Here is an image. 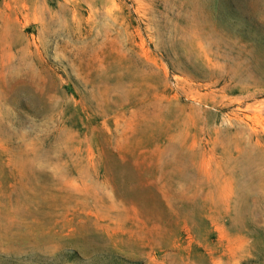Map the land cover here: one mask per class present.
Wrapping results in <instances>:
<instances>
[{
	"label": "rangeland",
	"instance_id": "obj_1",
	"mask_svg": "<svg viewBox=\"0 0 264 264\" xmlns=\"http://www.w3.org/2000/svg\"><path fill=\"white\" fill-rule=\"evenodd\" d=\"M0 264H264V0H0Z\"/></svg>",
	"mask_w": 264,
	"mask_h": 264
}]
</instances>
